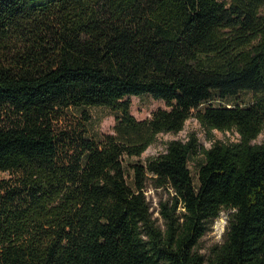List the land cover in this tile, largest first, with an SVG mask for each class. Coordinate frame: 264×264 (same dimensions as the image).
Masks as SVG:
<instances>
[{"label":"trees","instance_id":"16d2710c","mask_svg":"<svg viewBox=\"0 0 264 264\" xmlns=\"http://www.w3.org/2000/svg\"><path fill=\"white\" fill-rule=\"evenodd\" d=\"M263 11L264 0H0V264H264ZM242 92L249 104L230 100ZM142 95L165 108L138 120L129 98ZM90 107L117 113L114 133L88 136ZM72 108L81 118L63 126ZM192 117L210 139L238 138L206 148L193 132L127 173V158ZM149 189L169 194L161 224ZM224 210L223 242L205 257L197 245Z\"/></svg>","mask_w":264,"mask_h":264},{"label":"rangeland","instance_id":"374dc122","mask_svg":"<svg viewBox=\"0 0 264 264\" xmlns=\"http://www.w3.org/2000/svg\"><path fill=\"white\" fill-rule=\"evenodd\" d=\"M224 2H229L230 0H221ZM264 12V11H263ZM252 94L249 92H242L239 97L230 99L233 102H244L249 104L252 101ZM131 102V112L138 120H145L152 117L153 113L159 108H165V102L163 100H156L150 95L142 96H131L129 98ZM228 101L221 99L215 100V105L226 104ZM87 113L91 115V119L87 124L88 136L92 138H99L102 134L105 133H114V126L116 122L117 113L112 109L107 107H90L86 109ZM81 118V110L70 109L68 110L67 120L62 121L63 126H73L74 122ZM73 122V123H71ZM196 133L203 146L209 148L212 145V141L223 140V141H234L238 138V134H233L231 132H220L218 130L213 131V139H210L206 134L205 130L199 124L195 118H190L184 129L178 134H160L157 141L151 145L146 152L141 157L127 158L125 161L127 173H132L131 163L137 161L146 162L149 158L158 155L161 152L166 151L168 143L175 139L186 140L190 133ZM257 143L264 142V132H262L256 140ZM204 162L203 155L195 157L190 160L189 166L191 168L194 181L198 184V172L201 164ZM4 174L0 173V177ZM130 181V179H129ZM131 182V181H130ZM148 199L152 204V210L154 218L157 219L159 224L163 223L158 207L160 201L169 197V194L165 190L154 191L149 189L147 191ZM230 212L224 210L220 216L213 222L211 228L208 230L206 235L200 240L197 245V250L199 253L208 257L211 249L216 245L223 242L227 226H228V217Z\"/></svg>","mask_w":264,"mask_h":264}]
</instances>
